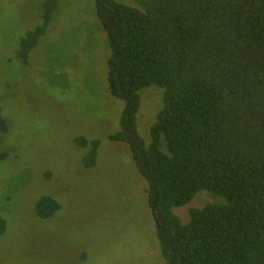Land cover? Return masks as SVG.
Masks as SVG:
<instances>
[{"label":"trees","instance_id":"1","mask_svg":"<svg viewBox=\"0 0 264 264\" xmlns=\"http://www.w3.org/2000/svg\"><path fill=\"white\" fill-rule=\"evenodd\" d=\"M60 0H46L41 25L20 41L28 66ZM109 44L110 94L124 103L111 142L129 147L147 181L148 202L166 264H264V0H94ZM162 90L149 144L139 133L141 92ZM10 122V121H9ZM0 106V136L11 124ZM83 163L96 166L100 140ZM10 154L0 147V162ZM206 191L224 200L175 210ZM61 209L51 196L39 219ZM8 222L0 215V236Z\"/></svg>","mask_w":264,"mask_h":264},{"label":"rangeland","instance_id":"2","mask_svg":"<svg viewBox=\"0 0 264 264\" xmlns=\"http://www.w3.org/2000/svg\"><path fill=\"white\" fill-rule=\"evenodd\" d=\"M46 0H0V106L11 124L0 136L10 154L0 162V264H166L148 202V183L129 147L111 142L121 130L124 103L109 92V44L94 0H60L28 66L16 57L21 39L41 25ZM131 5L136 0H123ZM159 88L141 92L139 133L150 129L162 106ZM100 140L96 166L83 160L78 139ZM56 198L61 209L41 220L35 204ZM202 191L176 209L222 204Z\"/></svg>","mask_w":264,"mask_h":264}]
</instances>
